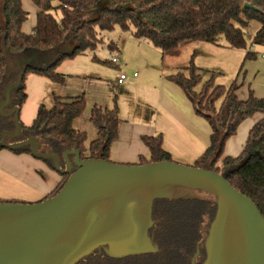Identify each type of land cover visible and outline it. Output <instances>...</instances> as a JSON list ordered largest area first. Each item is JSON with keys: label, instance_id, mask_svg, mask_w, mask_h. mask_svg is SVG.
Returning <instances> with one entry per match:
<instances>
[{"label": "trees", "instance_id": "trees-1", "mask_svg": "<svg viewBox=\"0 0 264 264\" xmlns=\"http://www.w3.org/2000/svg\"><path fill=\"white\" fill-rule=\"evenodd\" d=\"M22 1L1 0L0 89L5 81L9 54L26 50L45 54L51 60L46 65L31 62L24 65L23 80L14 90L13 105L18 107L27 98L24 87L27 73L64 84L65 77L55 70L56 66L67 58L94 51L103 41L97 30L110 31L119 26L130 30L136 40L147 41L162 53L194 41L217 44L221 38L230 48L246 49L244 28L254 21L259 26L250 43L264 45V0H28L37 9L30 33L22 31L28 16ZM244 4L253 8H245ZM56 11L60 12L59 18L53 13ZM106 45L110 51L118 49L113 41ZM192 57L181 70L167 76L181 88L195 114L203 117L210 128L209 145L192 166L222 174L235 189L254 202L264 217V97L255 96L249 88L248 96L242 100L236 95L239 85L235 82L224 87L215 84L212 77L203 81L201 69L194 64ZM254 57L255 53L251 51L245 53V58ZM92 60L101 62L95 56ZM85 105L83 94L68 100L56 96L50 108L39 105L31 123L22 126V140L31 137L42 140L47 147L45 151L58 155L62 165V153L73 149L80 152L81 159L100 157L109 160V149L118 137L120 122L115 99L112 108L98 105L91 108L89 121L96 129V138L88 146L85 145L86 132L73 126L83 114ZM256 113L262 117L248 130L242 151L235 157L223 156L226 140L235 134L242 121ZM1 117L0 133L6 127ZM9 124L14 128L12 122ZM141 140L149 151V159H142L140 164L173 161L162 147L161 134L142 135ZM0 149H3L1 144ZM11 151L30 154L28 146ZM45 161L54 169L52 160ZM60 175L61 181L40 200L59 190L67 178L65 174ZM153 204L156 225L152 239L157 250L147 252L154 254L147 264H189L199 250L204 254L203 238L215 213V200L163 198L156 199ZM160 204L170 207L161 208ZM157 252L160 256L155 254ZM89 257L92 264H114L117 258L109 255L101 259L93 255Z\"/></svg>", "mask_w": 264, "mask_h": 264}, {"label": "water", "instance_id": "water-1", "mask_svg": "<svg viewBox=\"0 0 264 264\" xmlns=\"http://www.w3.org/2000/svg\"><path fill=\"white\" fill-rule=\"evenodd\" d=\"M28 63L7 59L6 69L17 64L19 74L2 86L0 115L12 117L14 128L0 133V144L9 150L28 146L31 156L52 160L54 170L67 178L43 200L0 202V264H77L101 247L117 258L155 251L148 236L153 203L171 199L179 187L201 190L215 200L201 264H264V217L214 170L166 160L120 164L81 159L77 149L62 153V165L58 155L39 152L38 138L8 143L6 138H17L20 130L19 107L11 94L20 87Z\"/></svg>", "mask_w": 264, "mask_h": 264}, {"label": "rangeland", "instance_id": "rangeland-1", "mask_svg": "<svg viewBox=\"0 0 264 264\" xmlns=\"http://www.w3.org/2000/svg\"><path fill=\"white\" fill-rule=\"evenodd\" d=\"M53 13L57 18L60 17L59 11ZM34 17L35 11L33 9L31 12H28L27 19L22 25V30H27V32L32 31ZM258 26V23L252 21L244 28L246 49L230 48L225 39L221 38L217 44L198 41L196 43H187L171 54L167 52L165 55V68L163 67L164 71L172 74L181 70L182 67L189 63L193 55V62L201 69L203 81L212 77L215 84H220L224 87H228L231 83L235 82L237 85H240L237 90L239 95L248 96V89L250 88L256 96L264 97V45H251L250 43L251 36ZM97 31L98 36L103 41L98 44L94 51H86L73 58H67L59 62L56 66L55 70L62 73L65 77L64 84L53 83L45 77H39V75L33 73L26 74L24 79L27 98L19 114V134L17 138L7 137L6 141L8 143L22 140V137H24L22 126H28L31 123L39 105L43 104L47 108H50L56 96L64 97L68 100L81 94L84 95L86 101L85 110L83 114L77 118L73 126L75 129L86 132V146H88L90 141L96 138V129L89 121L90 111L94 105H98L101 108H112L113 100L115 99L118 111L120 110L119 118L121 121H125L126 118L131 119L130 112L134 107L143 111L142 114L137 115L139 116L137 120L141 122L145 121L147 117L146 108L150 105L146 99H149L150 94L148 97H145L144 91L149 90V88L144 86V84L137 85L135 81L130 82L129 80L125 81L124 85H121L117 82V78L121 72L129 75L134 71L139 74V77L144 76V78L147 77V79L150 80H145L146 85H153L154 83L151 82L152 79L147 76V73L153 72V68L149 67L148 70L141 73L140 66L143 64L144 59L147 61L146 64L149 65L160 63L163 53L147 41L136 40L132 37L130 30H123L119 26H115L110 31ZM109 41L116 43L118 50L114 49L110 51L106 45ZM247 51L255 53V57L245 58V53ZM93 56L101 62L92 60ZM113 56L119 57V61L115 64L110 62ZM9 59L12 63L15 61L28 60L33 64L39 65H46L51 60L49 57H45V54L41 55L40 53L26 50L14 55L9 54ZM5 74L6 77L2 86H8L14 82L19 74V67L17 64H13L6 69ZM3 93L4 90L1 88L0 98ZM14 94L15 92L13 91L11 94L13 97L12 99H14ZM219 103L220 100L218 104ZM153 112L154 109L149 108L150 117H152ZM195 115L198 116L197 118L199 120L205 123L203 117L197 114ZM257 116L258 115L249 117L238 125L235 134L229 137L225 142L223 156L235 157L242 151L247 138L248 129ZM1 118L2 122L6 123V127H4L3 131H13L12 125L9 124L13 118L4 117V119L3 116ZM45 149H47L46 145L40 140L39 152L43 153ZM37 160H41L48 166V162L45 160ZM173 161L184 164L176 160ZM0 162L7 163L3 158H0ZM44 195L46 194H40L33 189V187L31 189L28 186L23 187L19 185L9 190L8 186L0 185V200L2 201L35 202L42 199ZM177 198H206L214 200L212 196L201 190L184 187L177 188L171 195V199ZM203 227H206L205 224ZM205 235L206 234H204V236ZM128 259L129 258L118 259L114 264H142L141 262H146V260ZM78 264H92L91 257Z\"/></svg>", "mask_w": 264, "mask_h": 264}, {"label": "crops", "instance_id": "crops-1", "mask_svg": "<svg viewBox=\"0 0 264 264\" xmlns=\"http://www.w3.org/2000/svg\"><path fill=\"white\" fill-rule=\"evenodd\" d=\"M22 4L27 12H31L34 9V25L36 7L28 0H23ZM22 31L30 33L27 30ZM196 42L198 41L191 43ZM180 47H183V45ZM180 47L163 52L160 63H155V65L146 64L147 61L145 59L143 60V64L140 66L141 73L148 70L149 67H152L153 72L147 73V76L152 79L151 82L154 83L153 85H146L145 80L150 81L146 76V78L144 76L139 77L137 73V77H133L132 73L134 71L127 75V80L130 82L135 81L137 85L144 84V86L149 88V90L144 91V95L148 97L150 94L149 99H146L150 105L146 108L147 117L145 121L141 122L137 120L139 118L137 115L143 113L137 107L132 108L130 112L131 119L126 118L125 121H121L120 119L118 137L111 143L108 153L110 161L120 164H140L142 159L148 160L149 151L141 140L142 135L161 134L163 149L170 154L172 160L184 164L193 165L194 161L208 147L210 135L209 125L206 121L204 123L197 118L198 116L195 115L191 102L179 86L167 79L170 73L164 71L166 53L170 52L171 54L173 51L180 49ZM124 83L125 81L120 84L124 85ZM237 90L236 95L239 99H245L247 97L239 95ZM22 106L23 104L19 107V114L22 111ZM149 108L154 109L152 117H150ZM255 115L258 116L253 124L262 117L259 113ZM76 120L73 122V125ZM0 158L7 161V163L0 162V185L8 186L9 190L20 185L23 187L28 186L31 189L33 187L40 194H47L62 179L58 172L49 165L44 164L41 160L33 158L29 153H15L7 149H0Z\"/></svg>", "mask_w": 264, "mask_h": 264}, {"label": "flooded vegetation", "instance_id": "flooded-vegetation-1", "mask_svg": "<svg viewBox=\"0 0 264 264\" xmlns=\"http://www.w3.org/2000/svg\"><path fill=\"white\" fill-rule=\"evenodd\" d=\"M177 199H179V198H177ZM175 200V199H174ZM166 206H169V205H167V204H160V207L161 208H163V207H166ZM170 207V206H169ZM153 213H154V204H153V206H152V213H151V217H152V220H153V224H152V226L149 228V230H148V236L150 237V240H151V243H152V245H153V237H152V235H153V233H154V231H155V225H156V221H155V219L153 218ZM206 236V235H205ZM205 236H204V238H205ZM204 238H203V241H204ZM106 248L105 247H101V248H99V249H97V250H95L94 252H93V256L94 257H99L100 259L101 258H103V257H105V256H107V254H106V252L104 251ZM89 255V256H92V255ZM155 254H158V256H160V253L159 252H157V253H155ZM151 255H154L153 253H143V254H136V255H130V256H126V257H121L122 259L123 258H129V259H138V260H141V261H145L146 260V263L145 264H147V263H149L150 262V258H152V256ZM88 256V257H89ZM204 256H205V252H204V254H202V252L199 250V252H198V255H196V257L195 258H193V260H190L189 261V264H201L202 263V261H203V259H204ZM121 258H115L116 260H118V259H121ZM128 259V260H129ZM153 259V258H152ZM190 259H192V258H190ZM192 261V262H191ZM142 264L144 263V262H141Z\"/></svg>", "mask_w": 264, "mask_h": 264}, {"label": "built area", "instance_id": "built-area-1", "mask_svg": "<svg viewBox=\"0 0 264 264\" xmlns=\"http://www.w3.org/2000/svg\"><path fill=\"white\" fill-rule=\"evenodd\" d=\"M111 61H112V63L115 64V63H117V62L119 61V57H117V56H113V57L111 58ZM132 76H133V77H137V72H133V73H132ZM127 79H128V76H127L125 73L121 72V73L119 74L118 78H117V82L120 84V83L126 81Z\"/></svg>", "mask_w": 264, "mask_h": 264}]
</instances>
